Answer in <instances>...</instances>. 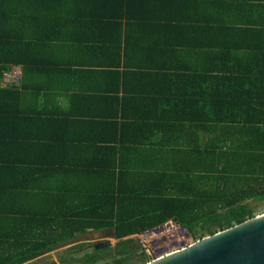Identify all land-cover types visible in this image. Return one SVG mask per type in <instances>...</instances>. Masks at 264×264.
<instances>
[{"label":"trees","instance_id":"1","mask_svg":"<svg viewBox=\"0 0 264 264\" xmlns=\"http://www.w3.org/2000/svg\"><path fill=\"white\" fill-rule=\"evenodd\" d=\"M122 1L127 8L117 0H0V264H32L106 229L115 245L91 244L78 258L89 244H75L61 263L146 264L134 235L176 219L201 240L256 217L253 204L264 203V2L218 25L221 42L209 44L202 66L185 55L187 28L172 25L171 42L159 41L160 53L171 49L164 72L148 59L172 17L135 20L133 0ZM23 21L34 22L32 32L23 33ZM86 26L80 52L91 61H68L61 33ZM136 30L143 33L130 48ZM15 67L17 80L5 82ZM111 78L114 89L103 84ZM55 91L94 105L122 101V112L109 115L115 122H94L113 132H54L70 123L23 109L27 97Z\"/></svg>","mask_w":264,"mask_h":264},{"label":"crops","instance_id":"2","mask_svg":"<svg viewBox=\"0 0 264 264\" xmlns=\"http://www.w3.org/2000/svg\"><path fill=\"white\" fill-rule=\"evenodd\" d=\"M259 0H133V12L135 13V20H140V16L148 17L152 20H155L156 23L152 24H163V21H170L171 17V25H168L165 32H161L160 34L156 33L158 41H156V51L153 56L152 54L149 56L148 62L152 63L154 60V64L164 66L166 65L167 72L171 70V49H165V51L160 53V46L163 48L164 46L160 43L161 41L171 42V26L180 23L182 27H186V34L183 32V42L184 48L186 50V54L191 62H193V66L197 67L199 64L202 66L207 59L206 54L209 52V44H217L221 42V37L218 33L220 31L218 29V25H222L225 20H227L230 24L234 22L237 17H239L238 13L235 11L236 9L246 8L249 14L257 11L258 8H254L255 4H258ZM174 5V6H173ZM121 6L126 7V4L122 0H117V7L121 8ZM105 7L104 9H106ZM117 8V9H118ZM260 19L264 21V14L259 16ZM258 17L254 15H249L248 19H256ZM166 21V22H168ZM232 21V22H231ZM126 22V21H125ZM205 22L206 25L208 22L215 23L217 25L214 28L209 26L201 27V25H195L196 23L201 24ZM34 22H20L23 27V33H30L33 31L32 24ZM193 25H190V24ZM212 30L213 32L209 31ZM161 30V29H160ZM158 30V31H160ZM157 31V32H158ZM167 31V32H166ZM58 37L61 34L64 35V38L59 37V40H64V46L60 48V50H64L68 54V61H91V58H86L81 51L85 45H82V40L86 41L87 34L89 31L87 30V26L85 28H80L74 32H68L66 34L57 31ZM143 32L136 30V32H132L130 34V48L134 44V41L139 37ZM90 34V33H89ZM160 41V42H159ZM48 43V42H47ZM55 43H50V46ZM81 44V46L77 45ZM56 47L59 45H55ZM137 44L133 47L134 55L133 59L136 61L139 57L140 53H136ZM218 48V47H217ZM219 49H215L217 52ZM109 62L110 60L101 58L98 59V62ZM124 62V59H123ZM130 62V61H129ZM184 65L186 63L184 62ZM183 65V66H184ZM190 68H194L192 66L187 65ZM79 67V66H78ZM80 68V67H79ZM79 68L74 67L73 70H78ZM90 68V67H89ZM106 68V69H101ZM109 68V69H108ZM16 72H21V67H15ZM195 69V68H194ZM89 70V69H88ZM99 71L103 72H116V71H124V67L116 69V67H98ZM163 72V71H162ZM91 85H95L94 83H90ZM104 86L108 88H115V82L112 78L109 81H103ZM4 85V83H3ZM73 93H71L72 95ZM110 96H122L123 93H114L110 92ZM119 94V95H115ZM122 99V98H121ZM121 101V100H120ZM122 101L118 103L112 102L109 99L104 100L100 104H93L90 100L82 102L79 99H74L68 93H58L54 92L51 97L45 99L41 98L38 101L27 97L26 100H23V109L27 110L28 113L35 115L36 111H40L41 113H46L48 116H52L55 120H64L63 125L68 123V126L61 127V129L55 126L54 132H70L71 135L75 134L76 136H80L81 134L85 135L86 132H113L112 129L104 130L101 129V126H95L94 122H115L117 118L114 116L109 117V115H115L116 112H122ZM96 113H100L95 116ZM108 120V121H106ZM102 126L104 124L102 123ZM79 132H81L79 134ZM180 227V226H179ZM136 236V235H134ZM133 236V237H134Z\"/></svg>","mask_w":264,"mask_h":264},{"label":"water","instance_id":"3","mask_svg":"<svg viewBox=\"0 0 264 264\" xmlns=\"http://www.w3.org/2000/svg\"><path fill=\"white\" fill-rule=\"evenodd\" d=\"M173 222L179 226L176 219ZM163 226L164 224L145 232L158 230ZM181 228L192 238L188 229ZM112 240H116L114 230L106 229L79 236L68 243L56 245L54 249L84 242H96L94 247L103 249L112 246ZM146 264H264V214L193 241L188 247L169 252Z\"/></svg>","mask_w":264,"mask_h":264},{"label":"rangeland","instance_id":"4","mask_svg":"<svg viewBox=\"0 0 264 264\" xmlns=\"http://www.w3.org/2000/svg\"><path fill=\"white\" fill-rule=\"evenodd\" d=\"M253 205L257 208V216L264 214V203H256ZM134 238L137 239L142 245V247L146 249L148 255L150 256L149 262H152L158 259L160 256L165 255L169 252H174L176 250H181L184 247H188L193 241H197L193 238L188 237L186 231L181 227L177 226V224L173 221L165 223L164 226L158 230L145 232L140 235L134 236ZM84 243H87L89 245H87L86 248H83V250H80L76 254L78 258H82L85 252L91 251V244H94L96 242ZM116 243V240H112V246ZM67 248L54 249L50 253L37 259L32 264H62L61 258L62 256H64V251ZM103 263L104 261H99L96 264ZM73 264L79 263L75 262Z\"/></svg>","mask_w":264,"mask_h":264},{"label":"built area","instance_id":"5","mask_svg":"<svg viewBox=\"0 0 264 264\" xmlns=\"http://www.w3.org/2000/svg\"><path fill=\"white\" fill-rule=\"evenodd\" d=\"M19 72H14V73H6L5 74V82H15L17 80V76Z\"/></svg>","mask_w":264,"mask_h":264}]
</instances>
